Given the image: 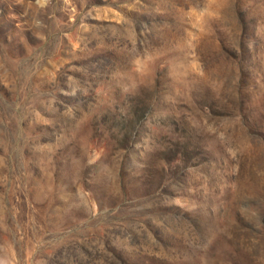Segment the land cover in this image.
I'll return each mask as SVG.
<instances>
[{
	"label": "rangeland",
	"instance_id": "1",
	"mask_svg": "<svg viewBox=\"0 0 264 264\" xmlns=\"http://www.w3.org/2000/svg\"><path fill=\"white\" fill-rule=\"evenodd\" d=\"M0 264H264V0H0Z\"/></svg>",
	"mask_w": 264,
	"mask_h": 264
}]
</instances>
